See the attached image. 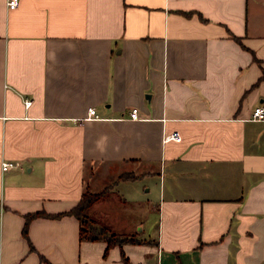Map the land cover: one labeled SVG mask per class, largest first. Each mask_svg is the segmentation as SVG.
<instances>
[{
    "label": "crops",
    "instance_id": "0c3cea01",
    "mask_svg": "<svg viewBox=\"0 0 264 264\" xmlns=\"http://www.w3.org/2000/svg\"><path fill=\"white\" fill-rule=\"evenodd\" d=\"M6 2L0 264H264V120L251 118L264 107V0ZM136 182L154 239L108 225L143 243L105 253L72 215L22 234L27 214Z\"/></svg>",
    "mask_w": 264,
    "mask_h": 264
},
{
    "label": "rangeland",
    "instance_id": "374dc122",
    "mask_svg": "<svg viewBox=\"0 0 264 264\" xmlns=\"http://www.w3.org/2000/svg\"><path fill=\"white\" fill-rule=\"evenodd\" d=\"M107 183L108 181H99L96 191ZM144 183H118L113 191L103 197L101 207L94 213V217L103 224L115 225L117 228L114 229H118L117 231L131 229L141 236L154 239L158 217L156 212L148 210L147 197L141 195Z\"/></svg>",
    "mask_w": 264,
    "mask_h": 264
},
{
    "label": "trees",
    "instance_id": "16d2710c",
    "mask_svg": "<svg viewBox=\"0 0 264 264\" xmlns=\"http://www.w3.org/2000/svg\"><path fill=\"white\" fill-rule=\"evenodd\" d=\"M131 176H121V179H132ZM105 190L100 192H91L88 188H85L81 198L77 204L69 211L59 214H47L45 212L30 213L24 216L25 222L23 226L22 234L27 238V227L29 222L37 217H61L64 215H72L79 222V240L80 241H104L106 243L105 253L113 247H121L124 243H143L136 238L135 234H119L114 232L110 226L103 224L99 219L90 214L92 206L101 201L105 197ZM126 264H129L126 259Z\"/></svg>",
    "mask_w": 264,
    "mask_h": 264
},
{
    "label": "built area",
    "instance_id": "2783aa9c",
    "mask_svg": "<svg viewBox=\"0 0 264 264\" xmlns=\"http://www.w3.org/2000/svg\"><path fill=\"white\" fill-rule=\"evenodd\" d=\"M7 8L9 10H13L18 6V0H7L6 2ZM26 104L29 105L30 101H26ZM98 116L96 115L95 109L90 108L88 110V115L87 119L90 118H97ZM129 118L131 119H138L139 114H138V109L137 108H132L129 112ZM251 118L254 120H264V107L262 106H257L253 108L252 113H251ZM165 140H174V141H180L181 136L178 132H172L171 134L167 135L165 137ZM17 162H12V161H3L1 164V169L3 172L16 168L18 167Z\"/></svg>",
    "mask_w": 264,
    "mask_h": 264
}]
</instances>
